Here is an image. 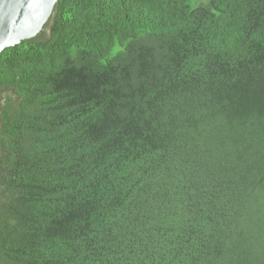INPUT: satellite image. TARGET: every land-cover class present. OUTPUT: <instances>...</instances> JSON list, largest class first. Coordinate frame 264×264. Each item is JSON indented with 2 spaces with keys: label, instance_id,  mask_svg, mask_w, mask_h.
Here are the masks:
<instances>
[{
  "label": "trees",
  "instance_id": "16d2710c",
  "mask_svg": "<svg viewBox=\"0 0 264 264\" xmlns=\"http://www.w3.org/2000/svg\"><path fill=\"white\" fill-rule=\"evenodd\" d=\"M0 264H264V0H58L0 52Z\"/></svg>",
  "mask_w": 264,
  "mask_h": 264
},
{
  "label": "water",
  "instance_id": "95a60500",
  "mask_svg": "<svg viewBox=\"0 0 264 264\" xmlns=\"http://www.w3.org/2000/svg\"><path fill=\"white\" fill-rule=\"evenodd\" d=\"M58 0H0V52L36 36Z\"/></svg>",
  "mask_w": 264,
  "mask_h": 264
}]
</instances>
